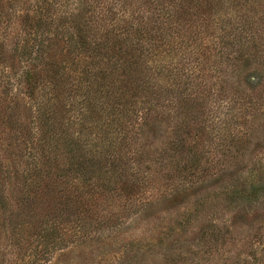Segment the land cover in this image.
<instances>
[{
  "label": "trees",
  "instance_id": "obj_1",
  "mask_svg": "<svg viewBox=\"0 0 264 264\" xmlns=\"http://www.w3.org/2000/svg\"><path fill=\"white\" fill-rule=\"evenodd\" d=\"M237 1L0 0V151L26 150L25 163L0 170L20 184L18 203L37 218L47 250L119 226L191 181L202 172L198 138L221 128L212 116L260 106L242 86L264 66V27L230 17ZM258 192L264 185L228 195L251 201ZM218 236L214 225L201 229L190 264H211ZM262 247L217 263L264 264ZM183 248L170 244L157 264L173 251L183 264Z\"/></svg>",
  "mask_w": 264,
  "mask_h": 264
},
{
  "label": "rangeland",
  "instance_id": "obj_2",
  "mask_svg": "<svg viewBox=\"0 0 264 264\" xmlns=\"http://www.w3.org/2000/svg\"><path fill=\"white\" fill-rule=\"evenodd\" d=\"M254 2L258 3L255 5ZM238 3L237 0H232V5ZM241 3L242 5H239L242 10L234 12L229 8V16L233 18L240 15L243 19L248 17L247 20L254 22L256 27L263 28L264 0H241ZM261 66H254L260 67L261 72L258 70L260 75L250 74L247 82L249 86L240 84L253 101L260 102V106L255 105L256 110L253 112L243 110L228 119L226 114L220 117L212 116L215 118L212 123L221 128L211 132L206 128L204 138H198L196 148L201 162L200 174L191 177V181L180 182L181 184L172 189L158 192L156 197L141 208L135 212L131 211L122 220L121 225L96 236L76 238L74 242L55 249L51 246L47 250L45 243L38 236L37 218H31L30 213L18 203L21 197L20 184L14 185L15 178L9 180L1 171L4 165H14V169H17V164L21 166L26 160V150L22 147L17 150V154L6 155L2 146L0 264H118L120 260H136L137 264H157L166 257L163 253L170 244L173 248L177 244L183 245L181 252L185 255L180 258L183 264H190L194 256L189 255V246L197 243L200 230L209 224L220 229V236L215 243L219 250L213 252L215 256L211 264H218L222 258L240 259L247 255L253 246L262 247L264 193L258 192L256 199L251 201L228 195L234 187L247 190L253 186L264 185V66ZM239 89L242 90L241 87ZM18 100L22 104L29 103L22 95L18 96ZM164 133L165 128L162 127L159 131L161 138ZM231 134L242 142L235 139V144H229L225 139ZM1 136L2 133L0 144L3 142ZM16 136V139H19L17 133ZM154 136L150 135L148 140L156 146L159 140H153L151 137ZM171 168L170 175L174 171V167ZM19 171L21 173L20 167ZM17 215L20 216L18 219ZM65 228L59 226L60 235L66 234ZM227 228L228 234L225 232ZM208 240L207 236L203 241ZM156 244L160 245L153 247ZM147 249L152 251L142 255V251ZM171 255L173 258H168L167 262L177 264L176 252L173 251ZM205 259L209 258L205 257L203 262Z\"/></svg>",
  "mask_w": 264,
  "mask_h": 264
}]
</instances>
